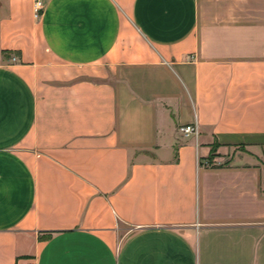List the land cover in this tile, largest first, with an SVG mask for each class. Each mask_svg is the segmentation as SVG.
Instances as JSON below:
<instances>
[{"label": "crops", "instance_id": "0c3cea01", "mask_svg": "<svg viewBox=\"0 0 264 264\" xmlns=\"http://www.w3.org/2000/svg\"><path fill=\"white\" fill-rule=\"evenodd\" d=\"M0 264H264V0H0Z\"/></svg>", "mask_w": 264, "mask_h": 264}, {"label": "built area", "instance_id": "2783aa9c", "mask_svg": "<svg viewBox=\"0 0 264 264\" xmlns=\"http://www.w3.org/2000/svg\"><path fill=\"white\" fill-rule=\"evenodd\" d=\"M49 0H33V15L35 19H38L46 2ZM14 60V59H13ZM179 132L185 136H198V130L195 125H185L179 128Z\"/></svg>", "mask_w": 264, "mask_h": 264}, {"label": "rangeland", "instance_id": "374dc122", "mask_svg": "<svg viewBox=\"0 0 264 264\" xmlns=\"http://www.w3.org/2000/svg\"><path fill=\"white\" fill-rule=\"evenodd\" d=\"M212 147L214 148V150H213V153L210 154L211 157L208 158V160L205 162L207 165H214L215 164L214 159L216 157V149H217V147L215 145H212ZM238 149L243 151V148H238Z\"/></svg>", "mask_w": 264, "mask_h": 264}, {"label": "trees", "instance_id": "16d2710c", "mask_svg": "<svg viewBox=\"0 0 264 264\" xmlns=\"http://www.w3.org/2000/svg\"><path fill=\"white\" fill-rule=\"evenodd\" d=\"M213 150H214V148L212 147V148H211V151H210V154L213 153ZM210 157H211V155H209L208 158H210Z\"/></svg>", "mask_w": 264, "mask_h": 264}]
</instances>
